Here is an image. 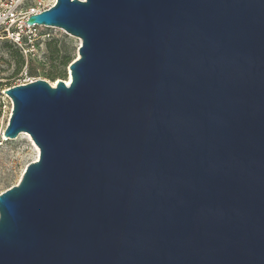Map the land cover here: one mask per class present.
<instances>
[{"label": "water", "instance_id": "1", "mask_svg": "<svg viewBox=\"0 0 264 264\" xmlns=\"http://www.w3.org/2000/svg\"><path fill=\"white\" fill-rule=\"evenodd\" d=\"M72 80L10 86L39 148L0 264H264V0H57Z\"/></svg>", "mask_w": 264, "mask_h": 264}, {"label": "rangeland", "instance_id": "2", "mask_svg": "<svg viewBox=\"0 0 264 264\" xmlns=\"http://www.w3.org/2000/svg\"><path fill=\"white\" fill-rule=\"evenodd\" d=\"M51 30L54 33L53 40L58 41L59 57L53 58L46 45L43 59H31L27 69L23 54L7 40H0V133L6 129L13 110V102L4 94L5 89L24 81L40 78L49 81L52 85L59 79H67L70 74V63L79 56L78 48L81 40L78 37L60 28H51ZM68 56L71 61L65 66L63 63ZM21 59H24L23 63ZM29 136L23 132L15 139L0 138V193L17 184L26 166L38 159L35 143Z\"/></svg>", "mask_w": 264, "mask_h": 264}, {"label": "built area", "instance_id": "3", "mask_svg": "<svg viewBox=\"0 0 264 264\" xmlns=\"http://www.w3.org/2000/svg\"><path fill=\"white\" fill-rule=\"evenodd\" d=\"M56 1L57 0H0V40L11 42V44L23 54L26 58V69L31 59H43L47 41L54 37V33L51 30L52 27L37 23L28 24L27 20L31 15L49 9ZM31 81L33 80L24 81L20 84ZM4 94L7 95L5 92ZM10 100L12 101L11 98ZM4 133L5 130L1 131L0 138L2 140H7Z\"/></svg>", "mask_w": 264, "mask_h": 264}, {"label": "trees", "instance_id": "4", "mask_svg": "<svg viewBox=\"0 0 264 264\" xmlns=\"http://www.w3.org/2000/svg\"><path fill=\"white\" fill-rule=\"evenodd\" d=\"M9 43H11V42H9ZM47 46L50 49L53 58L59 57V55H60V49L58 47V41H57V39H54L53 40V38H52V39L48 40L47 41ZM23 61H24V59H21V63H23ZM70 61H71L70 56H68L67 59L64 61L63 64L66 66V65L69 64Z\"/></svg>", "mask_w": 264, "mask_h": 264}, {"label": "bare ground", "instance_id": "5", "mask_svg": "<svg viewBox=\"0 0 264 264\" xmlns=\"http://www.w3.org/2000/svg\"><path fill=\"white\" fill-rule=\"evenodd\" d=\"M79 40H81V39H79ZM79 54V53H78ZM66 80V82H67V84H70L71 83V80H72V73H71V70H70V74H69V76H68V78L67 79H65ZM59 81V80H58ZM57 83H55L54 82V84L53 85H56ZM27 135L29 136V134L27 133ZM29 138H30V140L33 142V140L31 139V137L29 136ZM34 144V143H33ZM34 146H35V148H36V150H37V154H38V156H39V148H38V146L36 145V144H34ZM38 156H37V158H38Z\"/></svg>", "mask_w": 264, "mask_h": 264}]
</instances>
